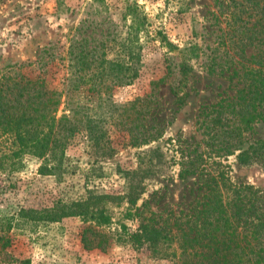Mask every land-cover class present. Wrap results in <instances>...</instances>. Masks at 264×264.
Returning a JSON list of instances; mask_svg holds the SVG:
<instances>
[{
    "label": "rangeland",
    "instance_id": "1",
    "mask_svg": "<svg viewBox=\"0 0 264 264\" xmlns=\"http://www.w3.org/2000/svg\"><path fill=\"white\" fill-rule=\"evenodd\" d=\"M132 6L146 16L148 31L137 32V23L132 28ZM218 11L216 0L0 1V75L20 64L38 66L44 50L51 48L60 76H64L67 60L62 58L72 42L78 45L88 39V46L107 43L110 58L118 57L121 44L130 42L133 60L128 62L138 69V75L130 84L116 88L113 100L128 109L130 102L149 95L148 124H159L163 131L159 140L133 145L124 129L107 124L105 113L101 116L103 110L94 108L89 115L103 119L100 125L110 130V146L96 144L80 132L66 150L60 173H40L43 160L34 156H26L22 169L12 175L0 172V227L9 225L12 214L23 207L34 212L20 223L13 221L9 232L13 241L9 247L0 246V264H173L166 259L156 260L149 250L128 244H113L106 252L87 250L81 240L86 223L80 216L56 221L41 217L44 210L60 201L71 203L102 194L126 196L131 177L146 187L144 193L139 188L132 198L140 196L138 205L147 200L158 211L187 209L195 198L200 177H230L235 184L249 183L264 190V169L259 163L242 165L235 155L211 153L197 130L202 111L233 93L230 81L219 74V68L216 74L208 72L210 55L221 46L219 36L225 25L217 21ZM186 56L192 71L183 78L179 70ZM152 81L159 82L156 88ZM57 82L61 83L62 78ZM176 86L181 94L188 93L183 102L176 100ZM83 95L79 98L84 99ZM124 113L132 115L133 111ZM249 135L251 140L264 138V121L255 124ZM178 139L188 145L193 157L203 154L200 174L179 177L181 153H176L174 145ZM154 146L159 149L149 155L148 149ZM113 200V219L121 221L122 212L130 204L127 197L120 206L117 199ZM123 220L131 231L136 230V220Z\"/></svg>",
    "mask_w": 264,
    "mask_h": 264
},
{
    "label": "trees",
    "instance_id": "2",
    "mask_svg": "<svg viewBox=\"0 0 264 264\" xmlns=\"http://www.w3.org/2000/svg\"><path fill=\"white\" fill-rule=\"evenodd\" d=\"M216 1L219 7L216 19L225 25L219 36L221 46L210 55L208 72L216 74L219 68V74L230 81L233 93H227L202 111L197 130L211 153L235 155L242 165L259 163L264 169V138L251 140L249 135L255 124L264 121V0ZM132 7L135 12L132 28L137 23V32L148 31L146 16L136 6ZM89 42L84 39L78 45L71 43L62 58L67 60L64 76H60L51 48L44 50L38 66L20 64L0 75L2 174L20 171L26 156L43 160L40 173L62 172L66 150L80 132L96 144H111L109 128L100 125L103 119L95 120L89 115L94 108L103 110L101 116L105 113L107 124L124 129L133 145L162 138L160 125L148 124L149 95L129 103L132 115L124 113L128 109L113 100V91L130 84L138 75V69L128 62L133 60L130 42L121 44L122 53L115 58L109 57L107 43L88 46ZM250 50L254 52L249 54ZM189 61L186 56L180 67L183 78L192 71ZM60 77L62 82L58 83ZM158 83L152 81L151 85L156 88ZM180 92L179 87H174L176 100L183 102L188 93ZM88 96L91 99H86ZM174 141L176 153H181L179 177L200 174L199 160L203 154L193 157L188 145L180 139ZM158 149L159 146L150 147L149 155L151 152L155 155ZM139 188L141 193L146 191L145 185L131 177L126 196L102 194L71 203L60 201L54 208L44 210L41 217L56 221L80 216L86 223L81 240L87 250L106 252L120 243L147 249L156 260L166 259L173 264H264L263 189L249 183L235 184L230 177H200L195 198L187 209L158 211L147 200L138 205L140 196L132 198ZM126 197L130 205L122 212L121 221L116 222L110 204L117 199L120 206ZM32 213L23 207L9 220L20 223ZM124 217L137 221L136 230H130L122 221ZM13 221L0 227L2 248L12 244L9 232Z\"/></svg>",
    "mask_w": 264,
    "mask_h": 264
}]
</instances>
